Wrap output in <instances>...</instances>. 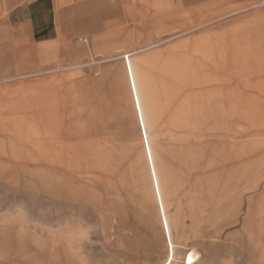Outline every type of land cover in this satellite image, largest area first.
I'll return each mask as SVG.
<instances>
[{
    "label": "rangeland",
    "instance_id": "obj_1",
    "mask_svg": "<svg viewBox=\"0 0 264 264\" xmlns=\"http://www.w3.org/2000/svg\"><path fill=\"white\" fill-rule=\"evenodd\" d=\"M29 1L0 0V264H264V0H92L90 31L53 0L49 41Z\"/></svg>",
    "mask_w": 264,
    "mask_h": 264
},
{
    "label": "crops",
    "instance_id": "obj_2",
    "mask_svg": "<svg viewBox=\"0 0 264 264\" xmlns=\"http://www.w3.org/2000/svg\"><path fill=\"white\" fill-rule=\"evenodd\" d=\"M52 4H53V0H30L28 2V6L23 10V12H25V14H27L28 16L29 25L32 26L33 32L38 41H49L53 39L52 35L54 33V27H53L54 25L52 24V16H51V5ZM115 8L118 9L119 11L120 7L115 5ZM95 10L96 9H95L94 3L92 2V0H89L85 4L84 12L82 13L83 14L82 18L80 19V22H78L80 26H74L72 28V31H75L76 29H83L85 31H90L91 29L98 28L96 26V23L94 22V19L96 18ZM129 19H130L129 14H127L124 11V17L118 18L116 22V26H135L134 23H129ZM131 20H134V18H131ZM138 26H143V25H138ZM116 33L120 36L130 37L132 32H130V30L127 27L126 28L118 27ZM129 59L131 60L132 65L134 67L135 77L139 85L140 91L144 95L145 89L143 88V86L146 85V88L147 87L150 88L152 86L151 73L149 70H147V68H138L135 63L136 58H134L133 55L132 57L131 55L127 56V60H125L124 65H125V71L127 74V79H128L132 97L134 96V92L131 89L130 77H129L128 69H127V66H128L127 64L129 62ZM117 66L121 68L120 64H117ZM113 69H114L113 66L108 67L109 71H112ZM119 79H123L124 83L126 82L122 71H120L118 75H116L114 79V83L117 82L118 84ZM102 85H103V80L99 79L94 83L93 87L85 85L82 88V94L85 98L84 104L89 105V106H86V109H89L90 111L93 109L94 99L96 97V90L100 88ZM133 102H134V97H133ZM134 105H135V102H134ZM82 109L83 111L85 110V105ZM168 253H169V248H168ZM175 256H176V252H175Z\"/></svg>",
    "mask_w": 264,
    "mask_h": 264
}]
</instances>
